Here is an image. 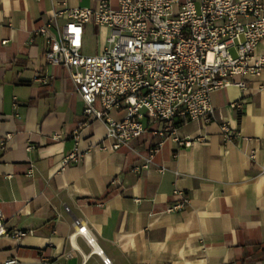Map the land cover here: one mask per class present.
I'll list each match as a JSON object with an SVG mask.
<instances>
[{
  "label": "crops",
  "instance_id": "crops-1",
  "mask_svg": "<svg viewBox=\"0 0 264 264\" xmlns=\"http://www.w3.org/2000/svg\"><path fill=\"white\" fill-rule=\"evenodd\" d=\"M98 2L67 0V8ZM57 4L0 0V139L12 135L0 155V225L32 231L0 237V264L12 257L21 264H104L103 257L111 264H264V74L247 89L216 92L215 121L183 124L151 169L137 173L161 124L149 125L132 148L110 147L106 123L84 115L69 72L46 61L39 31L53 22ZM109 35L88 26L84 53H101ZM256 54L264 55V42ZM223 124L239 136L225 142ZM76 149L81 161L65 166ZM183 197L185 209L166 212Z\"/></svg>",
  "mask_w": 264,
  "mask_h": 264
},
{
  "label": "built area",
  "instance_id": "built-area-1",
  "mask_svg": "<svg viewBox=\"0 0 264 264\" xmlns=\"http://www.w3.org/2000/svg\"><path fill=\"white\" fill-rule=\"evenodd\" d=\"M60 18L66 20L63 25L58 24ZM88 26L110 31L101 53H84ZM39 34L48 44V65L69 72L84 115L106 123L113 150L132 148L149 125L161 124L152 131L150 157L141 156L137 173L151 169L163 143L180 126L215 121L216 92L231 85L247 89L264 74V55L256 54L264 42V0H99L96 7L76 9H68L67 0H58L53 22ZM112 112L123 118L112 119ZM81 127L74 133L76 141L81 140ZM221 129L225 142L239 136L228 125ZM11 140L12 135L0 139V155L10 149ZM80 161L76 149L64 164ZM29 176H34L33 169ZM188 203L183 197L166 212L183 210ZM31 233L0 225V237L21 239ZM99 254L103 256V251ZM103 261L112 263L106 257ZM2 264L21 263L12 257ZM43 264L53 263L45 259Z\"/></svg>",
  "mask_w": 264,
  "mask_h": 264
},
{
  "label": "rangeland",
  "instance_id": "rangeland-1",
  "mask_svg": "<svg viewBox=\"0 0 264 264\" xmlns=\"http://www.w3.org/2000/svg\"><path fill=\"white\" fill-rule=\"evenodd\" d=\"M114 7H116V2L114 3ZM103 38H104V37H103ZM106 38H107V37H106ZM232 53H233L234 56L236 55L235 51H233Z\"/></svg>",
  "mask_w": 264,
  "mask_h": 264
},
{
  "label": "trees",
  "instance_id": "trees-1",
  "mask_svg": "<svg viewBox=\"0 0 264 264\" xmlns=\"http://www.w3.org/2000/svg\"><path fill=\"white\" fill-rule=\"evenodd\" d=\"M107 197L103 198L102 200H105Z\"/></svg>",
  "mask_w": 264,
  "mask_h": 264
}]
</instances>
